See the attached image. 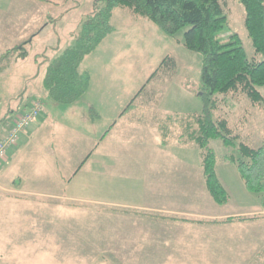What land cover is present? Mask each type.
Wrapping results in <instances>:
<instances>
[{
    "label": "rangeland",
    "instance_id": "obj_1",
    "mask_svg": "<svg viewBox=\"0 0 264 264\" xmlns=\"http://www.w3.org/2000/svg\"><path fill=\"white\" fill-rule=\"evenodd\" d=\"M220 3L247 57L261 61L244 27L239 1ZM16 4L15 0H0V12ZM76 4L78 11L65 19ZM36 5L31 9L32 28L42 16L49 17L33 29L30 42L20 44L27 52L26 61L19 60L11 71L12 64L11 72L0 76V127L9 115L12 121L34 102L42 105L34 125H43L0 180V264H264L262 195L244 190L236 166L225 160L227 156L240 159L239 143L254 149L262 145L264 101L253 105L242 94L219 96L215 118L226 119L238 139L233 147L224 146L220 139L209 144L218 179L229 196L227 204L217 205L205 186L199 150L192 143H179L178 125L167 124L170 150L160 159L147 154L142 159L137 153L151 148L140 141L157 140L156 132L161 142L158 127L165 115L201 113L203 102L197 94L202 58L184 48V30L171 38L146 19L115 10L111 24L118 34L106 42L108 48L100 50L104 53H98L95 62L88 58L79 69L83 73L93 65L88 98L95 108L83 99L61 105L42 90L43 64L73 43L67 33H77L82 18L92 10V0H50ZM136 19L142 24L136 25ZM7 21L0 19V27ZM44 23L48 29L40 35ZM5 32L0 34V45L11 46L9 38L14 37L7 36L10 30ZM1 36L7 37V43ZM223 36L226 40L227 35ZM50 39L60 44H47ZM168 56L175 61L171 71L166 70L168 62L160 66ZM259 92L264 98V87ZM131 103L138 107L131 117L140 120L138 128L128 129V121L122 120L104 139L113 120ZM131 118L129 122L136 125L137 119ZM19 184L48 192L71 188L70 194L64 191L58 196L83 200H62L58 206L52 204L56 194L50 193L40 209L33 201L20 204L9 199L12 195L7 189ZM97 199L112 206L110 218L92 203ZM135 205L152 207L150 211L126 208ZM248 209L253 211L249 217L257 222L242 225L235 218L231 223H207L222 222Z\"/></svg>",
    "mask_w": 264,
    "mask_h": 264
},
{
    "label": "trees",
    "instance_id": "obj_2",
    "mask_svg": "<svg viewBox=\"0 0 264 264\" xmlns=\"http://www.w3.org/2000/svg\"><path fill=\"white\" fill-rule=\"evenodd\" d=\"M238 1L244 9V27L254 53L262 57L259 62L247 57L240 38L231 33L220 0H92V10L82 18L77 33L72 36L73 43L43 64L42 90L53 102L61 105L74 104L85 95L91 77L88 72L81 73L80 66L113 32L111 19L116 9L146 19L171 38L184 30V48L199 53L202 58L197 95L203 107L199 115L166 117L158 127L161 145L168 144L170 129L167 124L178 125L181 129L179 143H192L197 147L206 189L213 201L223 206L228 203L229 196L218 179L215 155L209 144L220 139L224 146L233 147L238 136L231 134L226 119L215 118L219 96L242 94L253 105L264 101L259 92L264 87V0ZM26 57L27 52L21 45L6 50L0 54V74H5L14 62ZM166 62V70L175 68L173 58L166 57L160 66ZM131 107L132 103L122 114ZM236 148L240 159L227 156L225 160L236 166L247 192L262 195L264 207V138L259 148L243 143ZM232 220L227 218L222 222L207 223L224 224Z\"/></svg>",
    "mask_w": 264,
    "mask_h": 264
},
{
    "label": "crops",
    "instance_id": "obj_3",
    "mask_svg": "<svg viewBox=\"0 0 264 264\" xmlns=\"http://www.w3.org/2000/svg\"><path fill=\"white\" fill-rule=\"evenodd\" d=\"M49 1L50 0H34V1L33 0H15V3H17L15 5V7L11 8L10 11H8V12H0V19H4V20L7 19L8 20L7 23H4V25H5L4 27H2V26L0 27V34H5L6 33L5 31L8 29V30H10V34L7 35V36L8 37H10V36L14 37V38H11V37L9 38L10 42L13 43V44H11V46H6L7 44H1L0 45V48L4 47V48H2L0 54H2L3 52H5L6 50H8L10 48H13L14 46H17V45L19 46L22 42L29 41L30 37H32L33 29L41 22L42 19H43V21H45L46 18L49 17V15L42 16L40 21L35 24L34 28H32L33 27L32 26L33 25L32 24V20H31V17H32L31 9H32V7L37 6L36 4H43V3H47V2L49 3ZM77 11H78V8L76 9L74 7V9H71L70 11L66 12L67 14L65 15L66 16L65 19H67L69 16H71L73 13H76ZM113 14H114V12H113ZM112 18H113V16H112ZM128 18H131V17H128ZM130 20L131 19H128V21H130ZM134 23L136 25L139 24V23L142 24L141 21L139 22V21H137V19L135 20ZM45 24L46 23H44L43 25L40 26V30L38 31V32H40V35L44 31H46L48 29V27L45 26ZM60 24H63V23H60ZM63 26L64 25H62V27ZM112 27H113V25H112ZM37 28H39V25H38ZM116 34H118L117 30L113 27V32L109 36H107V38L99 45V47L92 54L87 56L84 59V61L87 60L88 58H90L91 62H93V61L95 62L98 59L97 54L100 52V50H102L103 47H104L103 50L106 51V49L109 46L108 43H106V42L110 38L115 36ZM67 35H68L67 37H72L73 31L68 32ZM6 38L7 37H5V36H1V39H2L3 43H7V41H4ZM54 43L58 45V44H60V41L58 39H57V41H53L52 39H50L47 42V44H49V45H51V44L53 45ZM63 50H61V51H63ZM54 51L56 52V50H54ZM61 51H59L57 53H60ZM102 53H104V52L99 53V56H101ZM26 59H27V57L25 59H23V60H21V59H19V60H20L21 63H23V62L26 61ZM19 60H17L16 62L13 63L14 65H13L11 71L14 70L13 69L14 66L19 64L18 63ZM84 61H83V63H84ZM36 62H37L36 60H34V62H33L35 67L38 66V64ZM41 68H42V66L40 68L37 67V70H36L35 74L39 70H41ZM43 68L45 69V66ZM92 68H93V65H90V66H88V69L85 71V72H88L90 74L91 80H90V84H89V88H88L87 92L85 93V95L81 99H83V102H85L88 107L95 108V105L88 98V96H90V93H91V91L93 89L94 75H93V73L91 71ZM44 69L42 70L43 73H44ZM11 71H9V72L7 71V72H5V74L8 75ZM1 75H3V74H0V76ZM36 76H37V74H36ZM42 77H43V74L41 75L40 81H42ZM30 79H31V77H27V80H30ZM125 108H123V110ZM25 110H23V111H25ZM123 110L116 117V119L113 120L114 123H113V125L110 126V131L108 132L107 135L104 136V139H106V137L109 138V134H112V132H114V130L117 128V123L122 121V120H127L128 121V123H126L127 126H125L126 128H128V129L131 128V130H135L136 128H138V124L139 123H137V122L140 121V120L137 119L136 117L135 118L134 117L131 118L133 116V114H135L136 111H138V107H135L134 104H132V107H131L130 111L126 112L125 114H122ZM23 111H20L19 113H21ZM11 115H9L10 119L12 117ZM168 116H170V115H165L164 118L166 119V117H168ZM128 118L129 119L131 118V120L132 119H137L136 122H135L137 124L136 125L135 124L134 125L131 124V122H129ZM10 119H9V121L7 123L3 122L2 123L3 125L1 124V126H3V127L2 128L0 127V139L4 135H6L7 132L9 131V129L11 127V124H12V121H10ZM158 122H160V120ZM42 127H43L42 124L41 125H33L30 128H28L20 136L18 145L16 147L12 148L9 151L7 159H6V162H5L6 164L4 165L3 169L0 170V180L4 177V173L6 172L8 167H10L11 163L14 160H16L18 158V156L21 154L20 152L23 151L24 148L29 146L33 142L34 137L38 133H40L42 131ZM156 133H157V140H154V141L153 140L152 141H140L141 144H142V142H146L148 145L151 146V148L148 149V150H144V149L143 150H137L138 155L142 159H145V154L149 155L152 158H158L159 157L158 159H160V157L164 156L167 153V151L170 150L169 149L170 144L161 145L160 139L158 138V132H156ZM152 153H156V154L152 155ZM2 190L4 191V189H2ZM244 190H246V189H244ZM7 191H8V194H11L13 196V197L9 196L10 200L18 202L20 204H29L28 201H33V203H32L33 206L36 207V208H40V209L43 207V204L44 205L46 204L43 201L44 198H46L45 195L50 194V193H55L56 194V196L52 197V200L54 202L52 204H57V205L61 204V203H58V201L61 202L62 200H79V199H81V198H78L76 196H70V197H63L62 195L58 196L59 195L58 193L62 194V193H64V191H65V193L70 194L71 188H67V189L61 188L60 190L57 189L55 191L48 192L43 187L21 188V184H19L17 187H15L13 189H7ZM153 192L155 194L159 193L158 189L154 190ZM244 194L246 195L247 193H244ZM246 196H248V195H246ZM81 200H83V199H81ZM98 200H100V199H97V201L96 200L95 201L92 200V203L97 205L99 207L97 209L101 210L105 216H109V218H110L111 217V211H109V209H111L112 206H108L110 204H107L106 201H98ZM249 204H250V202L247 203L248 206H249ZM151 207L150 208H148V207H145V208L142 207L141 208L140 206H136L135 205V206H127L126 208L147 209L146 211H150ZM107 208H108V210H106ZM251 210H249V209L248 210H243V211L237 212L236 214H232L231 217L228 216L227 218H233V219L236 218L235 220L237 221V223L242 224V225L248 224L250 222L251 223L257 222V220H255V218L253 219V218L249 217V216H251L253 214V211H251ZM261 214H263L262 215L263 217L261 219L264 220V211H262ZM262 220H261V222H262Z\"/></svg>",
    "mask_w": 264,
    "mask_h": 264
},
{
    "label": "built area",
    "instance_id": "obj_4",
    "mask_svg": "<svg viewBox=\"0 0 264 264\" xmlns=\"http://www.w3.org/2000/svg\"><path fill=\"white\" fill-rule=\"evenodd\" d=\"M41 111V103L34 102L12 120L9 131L0 139V165L6 161L9 151L18 145L20 136L36 123Z\"/></svg>",
    "mask_w": 264,
    "mask_h": 264
}]
</instances>
